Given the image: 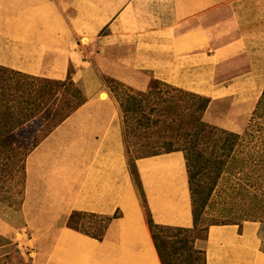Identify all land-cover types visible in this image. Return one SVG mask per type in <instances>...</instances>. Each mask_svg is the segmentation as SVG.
I'll return each mask as SVG.
<instances>
[{"label":"crops","instance_id":"0c3cea01","mask_svg":"<svg viewBox=\"0 0 264 264\" xmlns=\"http://www.w3.org/2000/svg\"><path fill=\"white\" fill-rule=\"evenodd\" d=\"M40 1L0 0V23L22 20ZM59 1L72 9L70 27L86 46L78 44L76 50L11 33L0 24L1 66L64 79L72 65V78L86 94L26 155L20 205L0 203V233L15 237L21 224L32 246L26 260L6 264H162L145 211L135 205L120 105L85 47L96 42L102 49H123L116 63L125 74L118 77L138 89L144 81L128 73L147 71L210 102L252 104L264 88V0ZM135 162L153 220L192 226L183 151L140 156ZM116 210L122 213L116 248L104 249L101 240L80 255L84 239L68 228L72 213L113 215ZM261 224L209 225L206 263L264 264Z\"/></svg>","mask_w":264,"mask_h":264},{"label":"rangeland","instance_id":"374dc122","mask_svg":"<svg viewBox=\"0 0 264 264\" xmlns=\"http://www.w3.org/2000/svg\"><path fill=\"white\" fill-rule=\"evenodd\" d=\"M40 2V7L37 8L36 12L27 13L22 20L19 18L17 21L2 22L0 24H4L5 28L11 33L18 32L51 43L73 46L76 50L78 44L82 43L86 46L87 40L81 41L70 27L68 16L72 13L71 8H63L64 6L60 4L59 0H41ZM85 48V51L90 55L89 60L98 68L102 80L110 88L118 103L121 101L123 106L127 108L130 103L128 95L150 90V102L157 106V109L151 110L145 104L144 112L156 117L158 111H160V121H151L145 126L136 125V114L133 111H127L126 114L129 116L127 128L131 130L127 135V139L131 151L138 148L140 153L148 154L151 148L146 144L154 142L160 145L158 151L166 150L167 144L165 143L169 141L175 143L173 147L180 146L179 143H176V138L180 137L184 132L183 129L189 126L184 118L181 120V115L184 112V106L191 104L194 96L187 93L188 91L158 81L147 71L128 73L130 77L136 75L144 81V88H140L142 89L140 90L118 77L125 74L117 70V68H120L117 63L120 54L124 52L123 49L118 50L117 46L102 49L96 42H89ZM11 77L13 80H23L22 76L13 74ZM31 87L34 91L35 85L28 88ZM26 93L29 92L24 94ZM159 100L160 105L156 103ZM257 100L252 104L230 101L222 103L209 102L201 115L202 120L207 124L234 131L241 135L234 151L223 156L226 157L225 167L211 194H207L206 187L203 188V194L197 193L195 195V200L198 203L205 202L204 207L199 206L201 223L204 225L209 226L216 222L242 224L247 220H251L246 219V216L264 217V213H258L259 206L257 205L258 202H264V123L262 125L259 123L260 120L264 122V119L259 117L260 113L255 112ZM189 109H193V107ZM132 126L135 129L134 132H132ZM8 154H4L0 148V203L5 205L4 208L6 206L17 208L22 200L24 189L25 156L19 150L9 151ZM201 178H203L201 185H207L206 176ZM133 182L134 193L138 196V202L135 205L142 207L147 216L150 209L140 176L134 179ZM153 185L152 187L155 188L156 186ZM2 205L0 207L4 206ZM120 214L122 213L120 212ZM68 228L84 239L83 246L78 248L80 255L87 254L88 250L96 248L101 240H104L103 248L106 250L116 248L119 241L118 219L116 224L114 218L75 212L72 220L68 222ZM259 233L262 237L261 248L264 251V221L261 224ZM165 235L166 232L160 231V237H165L168 240L169 236ZM14 236L10 237L7 234L0 233V264L23 261L28 258L30 249H32L28 242L30 232L19 224ZM189 239H193L192 235L189 236ZM206 239L207 232L202 231L196 239L187 242L186 246L204 250ZM172 253L173 251L167 252L168 256L176 258L177 254L175 253L174 256ZM199 255L186 250L185 254L179 256L184 257L185 264H188L189 261H192L193 264H202V256L199 259Z\"/></svg>","mask_w":264,"mask_h":264},{"label":"trees","instance_id":"16d2710c","mask_svg":"<svg viewBox=\"0 0 264 264\" xmlns=\"http://www.w3.org/2000/svg\"><path fill=\"white\" fill-rule=\"evenodd\" d=\"M73 72L74 68L70 65L64 79H52L22 73L0 65V148L4 154L7 155L9 151L19 150L26 157L33 147L86 100L82 84L75 82L72 78ZM13 74L22 76L23 80H13L11 77ZM31 85H35L34 91L33 87L28 88ZM25 92L29 93L24 94ZM187 93L194 97L191 104L184 106L181 120L184 118L190 128L189 126L184 128V132L180 137L176 138V143H179L180 146L173 147L175 143L169 141L165 143L167 144L166 150L158 151L157 149L160 148V145L154 142L146 144L151 148V153L149 152L148 154L140 153L138 148L131 151L127 139V135L131 130L127 128L129 116L126 113L127 111H133L136 114V125L145 126V124L151 121H160V111H158L156 117H152L149 113L144 112L146 105L151 110L157 109V106L150 102L151 91H139L128 95L130 103L127 108L119 101L121 111L123 112L126 157L130 173L134 179L139 177L135 162L136 158L172 150H182L184 153L188 188L190 195L192 193L190 196L192 226L157 223L153 220L150 212L147 214L150 232L162 264H185L184 257H180L179 255L185 254L186 250L193 254H201L198 258L200 259V256H202V264H207L205 250L193 246L188 248L186 246V243L196 239L200 232L206 231L208 233L209 226L201 223L199 211V206L204 207L205 202L198 203L195 200V195L197 193L203 194V188L206 187L207 194H211L225 167L226 157L223 156L233 152L241 138V135L237 132L217 128L203 121L201 115L208 106L210 99L193 92ZM156 103L160 105V100ZM191 107L193 109H189ZM255 112L260 113L259 117L264 119V88L257 100ZM259 123L262 125L264 122L260 120ZM134 130L132 126V132ZM204 176H206L207 185H201V180L203 179L201 177ZM257 205L259 206L258 213H264V202H258ZM74 213L70 216L69 221L72 220ZM80 213L86 214V212ZM87 214L114 218L116 224L117 219L121 216L119 210H116L113 215ZM246 219L258 220L261 223L264 221V217L256 215H253V217L246 216ZM221 223L226 222L212 224ZM160 231L166 232L165 236H169L168 240L165 237H160ZM190 235L193 237L191 240L189 239ZM168 243L172 245L169 246L170 244L168 245ZM170 251H173L172 255L174 256L175 253L177 254L176 258L168 256L167 252ZM188 264H193V262L189 261Z\"/></svg>","mask_w":264,"mask_h":264}]
</instances>
